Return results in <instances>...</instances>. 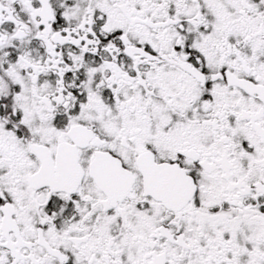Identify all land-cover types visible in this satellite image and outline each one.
I'll return each mask as SVG.
<instances>
[{
    "label": "snow or ice",
    "instance_id": "6c2138e0",
    "mask_svg": "<svg viewBox=\"0 0 264 264\" xmlns=\"http://www.w3.org/2000/svg\"><path fill=\"white\" fill-rule=\"evenodd\" d=\"M0 264H264V0H0Z\"/></svg>",
    "mask_w": 264,
    "mask_h": 264
}]
</instances>
